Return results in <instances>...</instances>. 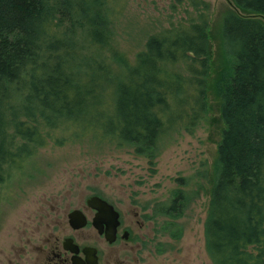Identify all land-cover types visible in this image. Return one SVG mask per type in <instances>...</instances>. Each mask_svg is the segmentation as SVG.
Returning a JSON list of instances; mask_svg holds the SVG:
<instances>
[{
	"label": "trees",
	"instance_id": "1",
	"mask_svg": "<svg viewBox=\"0 0 264 264\" xmlns=\"http://www.w3.org/2000/svg\"><path fill=\"white\" fill-rule=\"evenodd\" d=\"M197 8L199 3L192 1ZM221 30L216 90L225 123L205 223L213 264H264V0H233ZM121 0H0V187L51 144L87 139L131 149L150 166L207 113L205 14L119 47ZM188 197L175 191L161 230L179 239ZM153 216V217H154ZM151 217V218H153Z\"/></svg>",
	"mask_w": 264,
	"mask_h": 264
},
{
	"label": "rangeland",
	"instance_id": "2",
	"mask_svg": "<svg viewBox=\"0 0 264 264\" xmlns=\"http://www.w3.org/2000/svg\"><path fill=\"white\" fill-rule=\"evenodd\" d=\"M121 1L118 43L131 59L143 50L149 36L205 14L211 64L207 113L192 133L180 130L163 144L155 166L131 149L88 139L40 149L0 187V262L37 256L38 238L47 233L45 221L54 216L53 211L67 212L99 195L122 211L126 224L133 221L127 242L101 248L102 264H213L206 251L205 223L226 128L216 90L227 67L221 30L230 12L247 14L233 0H195L197 8L193 0ZM175 191L189 200L177 220L182 228L179 239L162 232L170 221L167 216H154L159 208L171 205ZM137 213L146 222L142 230L136 224ZM143 215L154 217L143 219ZM28 242L35 247L34 254Z\"/></svg>",
	"mask_w": 264,
	"mask_h": 264
},
{
	"label": "flooded vegetation",
	"instance_id": "3",
	"mask_svg": "<svg viewBox=\"0 0 264 264\" xmlns=\"http://www.w3.org/2000/svg\"><path fill=\"white\" fill-rule=\"evenodd\" d=\"M94 197H99L112 206L117 217L115 218V214L109 213L107 209L102 211L91 206L89 201ZM53 212L54 216L52 218L48 216L45 221L47 233L38 238L37 256L27 254L24 258L3 259L0 264H102L101 248L104 245L113 247L130 239V227L133 221L129 220L126 224L122 211L102 196H89L79 207L64 213L59 210ZM73 214L75 215L72 216ZM142 218L151 217L143 215ZM135 220L138 228L142 230L146 222L140 220L138 213L135 215ZM80 225L84 226L80 227ZM115 225H117L116 229ZM111 236L115 237V242L112 244L108 241ZM27 245L32 248L31 253L34 254L35 247L30 242ZM92 255L95 260H92Z\"/></svg>",
	"mask_w": 264,
	"mask_h": 264
},
{
	"label": "water",
	"instance_id": "4",
	"mask_svg": "<svg viewBox=\"0 0 264 264\" xmlns=\"http://www.w3.org/2000/svg\"><path fill=\"white\" fill-rule=\"evenodd\" d=\"M89 204L91 205V206H93L94 208H98V209H100V210H105V209H107V210H109V213H112V214H115V218L117 217V214H116V212L114 213V209H113V207L112 206H110L107 202H105L104 200H102L101 198H99V197H94V198H92L90 201H89ZM75 214H73L72 216H74ZM82 226H84V225H80V227H82ZM115 227V229H116V227H117V225H115L114 226ZM108 241L112 244V243H114L115 242V237H113V236H111V237H109L108 238ZM93 254H94V256H95V251L93 252ZM95 260L96 258H94L93 257V255H92V260ZM95 264V263H94Z\"/></svg>",
	"mask_w": 264,
	"mask_h": 264
}]
</instances>
